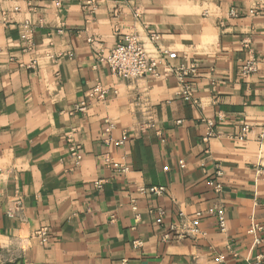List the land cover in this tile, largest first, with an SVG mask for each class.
I'll return each mask as SVG.
<instances>
[{"label": "crops", "instance_id": "obj_1", "mask_svg": "<svg viewBox=\"0 0 264 264\" xmlns=\"http://www.w3.org/2000/svg\"><path fill=\"white\" fill-rule=\"evenodd\" d=\"M96 2L91 14L85 0H0V264H264V0ZM131 33L148 56L159 45L176 52L172 67L193 68L199 104L178 94L173 71L124 79L96 61ZM250 57L258 71L244 76ZM96 81L108 97L76 112ZM204 119L215 122L208 143ZM150 186L165 191H139Z\"/></svg>", "mask_w": 264, "mask_h": 264}, {"label": "built area", "instance_id": "obj_2", "mask_svg": "<svg viewBox=\"0 0 264 264\" xmlns=\"http://www.w3.org/2000/svg\"><path fill=\"white\" fill-rule=\"evenodd\" d=\"M83 8L91 14L94 13L97 9L96 0H85ZM32 33L33 27L31 25L24 23L21 26L19 37L22 42L23 51L25 52H30L34 47ZM149 37L153 43H157L159 41V35L155 32L150 33ZM92 40V38H89V41ZM158 48L157 56H148L142 46V43L140 42L139 37L136 34L131 33L124 35L108 49L102 47L98 48L95 51V59L97 62L105 64L113 75L124 79H137L145 76L157 77L159 75V67H163L166 71H173L175 72L179 82L180 88L178 94L184 100L191 102L192 104H199V101L193 96L192 87L189 82V77H191L193 73V68L186 67L184 65L172 67L169 60L176 58V52L160 48L159 45ZM257 63L258 62L254 57L247 59L241 66L242 75L247 76L256 74L258 71ZM27 66L33 67L32 64ZM108 94V89L104 87L100 81H96L86 93L85 98L76 105L75 111L84 113L92 103L106 100ZM204 122L206 129L204 135L202 136V140L204 143H208L209 139L215 134V122L212 119H204ZM110 128L111 125H108L106 130L108 131ZM73 135L74 129H71V131L66 135V141L68 143L67 150L68 154L73 159L74 166L78 167L82 162L83 155L81 153V145L74 139ZM103 162L107 167L121 173H125L128 170V165H126L123 160L115 161L109 155H104ZM260 171L261 168H258L257 172ZM220 176H222V172L217 170L214 175V180L209 181V184L216 193L221 190V184L217 180ZM100 183L101 181L96 182L98 186ZM139 191L141 193L149 192L153 195L159 196L164 193L165 188L163 186H150L148 188L140 187ZM208 213L216 217L219 230L224 231L226 229V219L223 208L220 206H214L208 210ZM7 214L12 216L13 211L9 210ZM162 215V209H158V217L156 219L158 223L161 222ZM179 215L181 217L183 216L181 212ZM201 215L202 213L197 212L195 214L196 217L191 221L190 232L193 234L198 232L197 225ZM36 236L39 237L41 241H45V230L41 229L37 231ZM215 264L228 263L225 262L221 256H218Z\"/></svg>", "mask_w": 264, "mask_h": 264}]
</instances>
